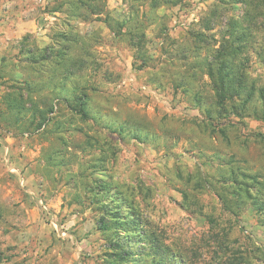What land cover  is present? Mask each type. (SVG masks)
Instances as JSON below:
<instances>
[{
	"label": "rangeland",
	"instance_id": "obj_1",
	"mask_svg": "<svg viewBox=\"0 0 264 264\" xmlns=\"http://www.w3.org/2000/svg\"><path fill=\"white\" fill-rule=\"evenodd\" d=\"M64 1L0 0V111L24 81L55 107L53 121L39 130L10 116L2 125L0 264H112L110 242L119 238L130 240L123 249L133 256L125 264L160 257L165 264H222L231 250L260 264L264 212L254 202L264 200V149L248 136L264 134V122L245 119L225 139L205 113L221 126L206 64L223 36L249 33L245 75L264 88L263 1L160 0L153 7L151 0H102L110 26L72 19L73 27L64 23ZM208 23L211 32L202 30ZM192 31L203 32L206 43L195 47ZM61 32L72 41L69 58L85 59L63 91L62 66L52 58L30 65L20 52L23 45L39 56L61 41ZM74 86L86 87L89 122L56 99ZM126 122L140 139L111 132ZM99 180H112L132 202L141 239L124 227L100 228L101 220L111 223L91 202L89 188Z\"/></svg>",
	"mask_w": 264,
	"mask_h": 264
},
{
	"label": "trees",
	"instance_id": "obj_2",
	"mask_svg": "<svg viewBox=\"0 0 264 264\" xmlns=\"http://www.w3.org/2000/svg\"><path fill=\"white\" fill-rule=\"evenodd\" d=\"M181 1L169 0L168 2L177 5ZM237 1L245 3V0ZM259 1H263L264 3V0ZM63 3L61 6H67V19L65 18L64 23L69 27H73L71 23L72 19H78V21L82 22L103 21L110 26L109 19L106 16L102 18L104 13L102 0H66ZM159 3L160 0H151L153 7H157ZM213 29L214 26L210 23L202 25V30L205 32H211ZM189 34L194 40L195 47H198L196 46L198 44L206 43V36L203 32L192 31ZM57 36L61 38V41H57L55 43L56 46L44 48L39 56L31 48H26L23 45L20 52L22 55L21 60L30 65H37L38 62H42L41 65H43L52 58L50 62L55 60L58 66H62L65 71V76L63 77L60 91H63L62 89L65 87L67 80L74 77L76 71L82 69V64H85V59L82 57L69 58L70 54L68 56L67 53L71 47L70 45H72L69 35L66 32H61ZM142 36L134 34L132 39H142ZM249 37L248 32H241L230 38L223 36L218 48L213 49L212 55L206 64V74L214 92L217 117L219 121H222V124L221 126H218L221 122L216 125L214 124L213 120L215 118L209 110L205 113L206 118L208 124L212 127V131L225 139L227 138L229 128L244 125L245 119L252 118L264 122V88H257L254 84H249L245 75L248 62H250V57L246 53ZM53 55L55 56L53 57ZM140 61H144V59H140ZM143 65L145 66V64ZM138 69H141V67ZM35 89L31 81L16 83L12 91L4 97L5 109L0 111V135L3 133L2 125L5 122L6 116L12 117L14 124L17 126L26 125L28 129L35 128L34 130H39L46 125L49 126V122L53 121L54 118H50V115L55 112L53 102L49 98L37 93ZM90 89L96 90L94 87ZM56 99L63 103L68 111L81 121L89 122L92 120L88 110L89 95L86 92L85 86H79L78 88L74 86L71 94L69 93L61 97L58 96ZM256 102L258 106L255 105ZM26 114H28L27 119H25ZM57 127H60V124H57ZM110 130L118 137H128L132 134L136 137L135 139L142 137L140 130L134 129L133 126L130 127L128 122L115 125L113 128L110 127ZM248 137L258 140L264 149V134L249 133ZM232 175L233 177L230 183L235 187L233 190L235 192L232 195L238 198L240 196L238 195L240 188H237L236 185L241 183L235 172ZM89 189L93 194L91 196L92 204L104 209L105 215L110 219L109 222L111 225H107L103 220L99 222L102 230L124 227L125 230L136 231L135 237L141 239L140 231L142 230V222L132 202L115 182L112 180L94 181ZM254 203L258 213L262 214L264 212V200H256ZM262 221L264 223V217ZM222 234L227 235L224 231ZM222 236L220 235V237ZM126 242H130V240L128 238H119L116 240L113 239L110 242V247L113 251L111 253L112 264H125L126 260L128 261V258L133 256L131 252L123 249V245ZM217 242L220 243V248L222 249L224 244H222V239H218ZM151 245L155 254L158 256L159 253L163 252L158 240L152 242ZM258 249L255 259L260 264H264V250L261 247ZM261 252L263 254L262 258L258 256ZM241 253L240 251L231 250L223 259L222 264H251L249 255ZM174 257L177 260L178 256ZM158 260L159 262L152 261L151 264H165L162 257ZM132 262L136 264L138 261Z\"/></svg>",
	"mask_w": 264,
	"mask_h": 264
}]
</instances>
